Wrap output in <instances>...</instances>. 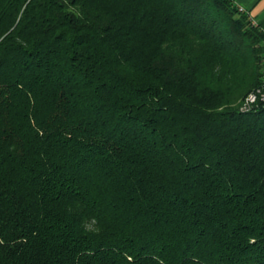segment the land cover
<instances>
[{
    "label": "trees",
    "instance_id": "1",
    "mask_svg": "<svg viewBox=\"0 0 264 264\" xmlns=\"http://www.w3.org/2000/svg\"><path fill=\"white\" fill-rule=\"evenodd\" d=\"M263 69L232 0H0V264H264Z\"/></svg>",
    "mask_w": 264,
    "mask_h": 264
},
{
    "label": "crops",
    "instance_id": "2",
    "mask_svg": "<svg viewBox=\"0 0 264 264\" xmlns=\"http://www.w3.org/2000/svg\"><path fill=\"white\" fill-rule=\"evenodd\" d=\"M239 8L242 7L251 13L257 21L264 20V0H232ZM255 14V16H254Z\"/></svg>",
    "mask_w": 264,
    "mask_h": 264
},
{
    "label": "built area",
    "instance_id": "3",
    "mask_svg": "<svg viewBox=\"0 0 264 264\" xmlns=\"http://www.w3.org/2000/svg\"><path fill=\"white\" fill-rule=\"evenodd\" d=\"M240 12L242 13H246L247 11L242 8L239 7ZM254 25H257V23L255 21H253ZM259 101H264V69H263V74H262V83L261 85L252 93L249 94V96L246 98L242 110L243 111H250L251 109H253V107L255 105L258 104Z\"/></svg>",
    "mask_w": 264,
    "mask_h": 264
},
{
    "label": "rangeland",
    "instance_id": "4",
    "mask_svg": "<svg viewBox=\"0 0 264 264\" xmlns=\"http://www.w3.org/2000/svg\"><path fill=\"white\" fill-rule=\"evenodd\" d=\"M264 4V3H263ZM254 16H255V14H254Z\"/></svg>",
    "mask_w": 264,
    "mask_h": 264
}]
</instances>
